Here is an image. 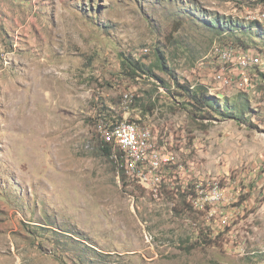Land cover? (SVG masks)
I'll return each mask as SVG.
<instances>
[{
	"label": "rangeland",
	"instance_id": "rangeland-1",
	"mask_svg": "<svg viewBox=\"0 0 264 264\" xmlns=\"http://www.w3.org/2000/svg\"><path fill=\"white\" fill-rule=\"evenodd\" d=\"M263 21L264 0H1L2 264H264ZM116 119L170 157L157 196L102 155Z\"/></svg>",
	"mask_w": 264,
	"mask_h": 264
},
{
	"label": "built area",
	"instance_id": "built-area-1",
	"mask_svg": "<svg viewBox=\"0 0 264 264\" xmlns=\"http://www.w3.org/2000/svg\"><path fill=\"white\" fill-rule=\"evenodd\" d=\"M216 52L221 62L227 63L234 59L230 49H217ZM240 64L247 67L253 64L258 66L262 62L258 57L244 53ZM218 77L221 79L220 76ZM131 102L132 96L125 94L123 104ZM98 129L104 145L110 148V159L116 164L117 178L118 167H120L129 179L136 181L157 196L161 182L159 169L162 164L170 161V157L168 155L162 157L156 149L151 130L127 119L101 123Z\"/></svg>",
	"mask_w": 264,
	"mask_h": 264
},
{
	"label": "trees",
	"instance_id": "trees-1",
	"mask_svg": "<svg viewBox=\"0 0 264 264\" xmlns=\"http://www.w3.org/2000/svg\"><path fill=\"white\" fill-rule=\"evenodd\" d=\"M215 22L219 25L218 19H215ZM231 24V23H230ZM233 26V25H232ZM126 61V63H124ZM160 62L156 66L158 68H163V63H161V58H158ZM122 67L127 70V75L131 77L140 76V74L147 75L151 74V69L141 64L138 61H133L132 59L124 58L122 61ZM138 74V75H137ZM178 88H180L183 97L186 99L189 106L194 108L197 111H203L206 108H214L215 100L214 97L211 96L206 87L204 85H179L177 83ZM102 155L106 158L110 157V148L104 145L102 141L101 148Z\"/></svg>",
	"mask_w": 264,
	"mask_h": 264
},
{
	"label": "crops",
	"instance_id": "crops-1",
	"mask_svg": "<svg viewBox=\"0 0 264 264\" xmlns=\"http://www.w3.org/2000/svg\"><path fill=\"white\" fill-rule=\"evenodd\" d=\"M17 1H18V2H21V5H22V4H25V1H26V0H25V1H24V0H17ZM0 3H1V0H0ZM0 259H1V260H0V264H2V263H3V259H2V257H0Z\"/></svg>",
	"mask_w": 264,
	"mask_h": 264
}]
</instances>
